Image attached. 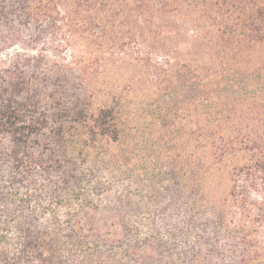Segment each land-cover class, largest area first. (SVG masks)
<instances>
[{"label":"trees","instance_id":"obj_1","mask_svg":"<svg viewBox=\"0 0 264 264\" xmlns=\"http://www.w3.org/2000/svg\"><path fill=\"white\" fill-rule=\"evenodd\" d=\"M0 22L17 40L22 28L32 31L28 48L37 51L8 80L0 77V208L7 215L18 204L23 249L44 264L68 246L82 254L81 264H105L103 255L115 252L104 247L112 235L106 243L90 215L85 228L80 210L68 214L65 233L24 218L35 198L56 203L62 191L59 203L72 206L107 194L105 187L94 193L92 181L82 185L79 170L91 164L119 179L111 185L156 187L149 200L163 226L150 225L165 239L141 241L129 220L130 210H140L129 195L140 198L139 189L122 186L125 203L112 216L123 250L117 264H147L159 243L172 247L158 254L170 262L180 256L174 247L193 252L199 242L179 238L181 210L192 227L196 217L207 221L202 232L215 226L201 243L213 250L198 249L187 264H264V0H0ZM47 52L64 63L54 62L42 82L56 86L59 76L73 75L80 97L61 84L43 100L33 96ZM140 155L147 164L138 168ZM220 173L228 191L210 201L203 181ZM6 232L0 221L2 242Z\"/></svg>","mask_w":264,"mask_h":264},{"label":"rangeland","instance_id":"obj_2","mask_svg":"<svg viewBox=\"0 0 264 264\" xmlns=\"http://www.w3.org/2000/svg\"><path fill=\"white\" fill-rule=\"evenodd\" d=\"M22 33L19 31L18 33L22 35L21 38L14 39L13 34L10 33L9 30H7L5 27H3V24L0 22V77L1 78H6L8 80V77L11 73V71H15L14 67H16L18 63V68L23 69L24 64L21 61L23 57H26L28 55H36L37 51L35 49L31 50L29 45L31 44L28 41V37L33 34L32 31H27L22 28ZM49 38V37H48ZM48 40L44 39L42 42H39L37 44V47L40 48L42 46L41 43L44 44V42H47ZM45 45V44H44ZM45 61H43V65L40 66L41 69L37 70L38 72V82L33 84L35 85V88L37 91L33 92V96L35 97L38 95V98L42 100L44 99V94L45 93H53L56 91L57 85L61 84L62 89H64V92L70 95H75V97H80V94L78 93L79 89H76V82L77 80L73 75H68V77H62V76H56L58 77V81L55 82L56 86L53 85L52 80L48 79L47 81L45 80L44 82V76L50 73L54 74V69L52 66L54 65V62L58 63H64L63 60L55 58L53 60V57H51L50 53H44ZM50 57V58H48ZM47 60H50L51 63ZM68 60V59H67ZM27 71H32V68H28ZM41 78V79H40ZM16 77H13L12 80H15ZM23 79V78H22ZM25 79V78H24ZM61 82V83H60ZM52 83V84H51ZM69 98V97H68ZM41 100V101H42ZM67 100L66 102H68ZM142 155L139 156L137 161V167L139 168L144 167L147 162L144 161L145 159L141 158ZM88 165H85V169H80V174L78 177L83 180L82 185H84L88 181H92V188L94 193H96L97 190L102 189L101 187H105V189H108L109 192L105 194L104 196L101 197H96L94 200L88 201L87 199H82L79 200L78 202H72V206H69V203L67 204H60L58 199H61V197L64 196L62 191L59 192L56 201L58 202H50L49 199H44L41 197V201H38V199L35 198V200H32L30 203L29 211H26L24 213V218L26 215H30L31 219L33 218L41 220V227H47L49 231L55 232V233H65L69 232L70 227H72V224L69 219V213H73L75 210H80L79 211V219H81L83 226L88 227L90 226L91 222H86L87 215H90V219H92L93 227L97 230V233L100 235L101 238L104 239V241L107 243V238L111 234V243H107L104 247L106 248H112L115 247V252L113 254H109L108 252L103 255L104 260L106 261L105 264H117V261H121L122 257V249L119 248L120 244L117 242V239L120 237L118 235L120 233L119 228L117 226V221L118 219H113V213L115 209H120L125 202L120 200L119 198L124 197V192H123V187H131L132 189H139L140 193V198H135L131 197L129 195V198L131 201H133V204L136 205L137 207L140 206V210H135L132 209L130 210L129 213V220L133 223H135L138 226L139 229V237L142 241V239H152L153 237L155 238H160V239H165V234L162 232V234H156L151 230V225L153 222H157V225L159 227H162V220L160 217L153 218L152 214H155V207L154 210L152 208V204L156 203V200L153 199L151 202L149 198H151V195H154V189L156 188L155 185H152L150 181L148 182H129V181H119L120 184L118 186L111 185L109 183L110 181H118L119 179L115 177H111L108 173L98 171L96 169L91 170L90 168H86ZM89 170V172H88ZM148 170V166L144 168V170H141L140 175L142 179L148 178L144 177L145 171ZM166 174H168V170H164ZM156 173V172H154ZM156 176V174H155ZM156 180V178H153ZM158 179V178H157ZM159 181V180H158ZM98 183L100 185H98ZM166 183V182H165ZM101 184H104V186H101ZM164 185V183H163ZM113 186V187H112ZM229 188V183H228V177L227 174L225 173H220L217 174L215 178H210V179H205L203 181V191L206 194L207 198L212 201V200H219L225 193H227ZM25 191V190H24ZM23 191V195H24ZM38 192H34V195L37 194ZM25 197V195H24ZM59 197V198H58ZM149 205V206H146ZM98 206V208H96ZM45 210L46 214H41L43 213V210ZM14 214L11 215L13 213ZM20 208L18 207L17 203H11L10 206L7 207V215L2 211L0 208V221L4 225V228L8 229V233H5L7 242H2L0 240V264H30L33 262V264H44L41 262L43 257H39L36 254L29 253L30 248H24L23 249V241H26V237L21 235L22 237L19 238L20 236V230L17 228V224L20 221L21 218V213L19 212ZM119 211V210H118ZM124 211V210H123ZM182 210L180 211V214L178 215L179 218L177 219L178 223H182L184 226V234L181 236L179 234L180 241H183L184 237H187L191 241L192 247L194 246L195 242L197 243V248H192L188 249V254H185L187 252V248L185 246H180V247H174L173 249V254L174 255H180L176 259H174V262H170L169 260H165L164 258H161L158 254H171V249L167 241V244H162L159 243V248L155 249L157 252L155 253V256L151 258V260H144L148 261L147 264H187L185 262V256L192 255L194 252L198 251V249H206V251L213 250L212 246L208 247H203L201 244L203 241H205V235L209 231H213L215 226L209 225L206 226L205 229L206 232H202V229L204 228V225L207 224V221L205 222L204 218L196 217L195 225L193 227L188 223L186 215L182 217ZM11 215V216H9ZM16 219V220H14ZM28 219V218H25ZM32 219V220H33ZM214 223V220H211ZM25 222V220H24ZM34 223V222H33ZM80 226V224H79ZM136 226V227H137ZM34 227V226H33ZM157 227V226H156ZM198 235H201L200 241L198 240ZM212 238V237H211ZM18 244V250L14 248V244ZM164 243V242H163ZM170 243H174L173 240H170ZM181 243V242H179ZM205 243V242H204ZM200 245V246H199ZM169 248H168V247ZM74 248H64L63 251L61 252L60 255H62L61 260L59 261L60 264H81L83 261V256L81 253H79V250L76 249L77 252L73 250ZM186 249V250H185ZM83 251V248L82 250ZM117 252V253H116ZM60 255H58L60 257ZM184 256V258H182ZM56 257V263H58V258ZM90 259L95 263L98 259V255H91ZM153 259V260H152ZM125 261V260H124ZM159 261V263H158ZM28 262V263H27ZM54 263V264H56ZM126 263V261H125ZM97 264L98 261H97Z\"/></svg>","mask_w":264,"mask_h":264}]
</instances>
